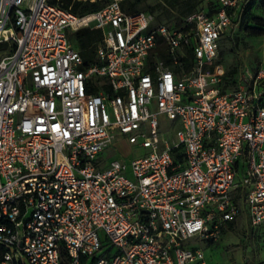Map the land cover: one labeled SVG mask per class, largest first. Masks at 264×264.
I'll list each match as a JSON object with an SVG mask.
<instances>
[{"label":"built area","instance_id":"built-area-1","mask_svg":"<svg viewBox=\"0 0 264 264\" xmlns=\"http://www.w3.org/2000/svg\"><path fill=\"white\" fill-rule=\"evenodd\" d=\"M249 2L172 24L122 0H0L1 264H209L201 241L264 225V64L218 62ZM84 27L102 32L88 64ZM118 134L148 152L104 162Z\"/></svg>","mask_w":264,"mask_h":264},{"label":"rangeland","instance_id":"rangeland-1","mask_svg":"<svg viewBox=\"0 0 264 264\" xmlns=\"http://www.w3.org/2000/svg\"><path fill=\"white\" fill-rule=\"evenodd\" d=\"M99 1L103 4L107 0ZM152 5H156L154 11L162 21L178 24L182 18L178 8L170 6L167 0H144L137 7L150 9L149 6ZM256 16L264 17V10L260 5L253 6L245 17L244 13L239 17L235 16L233 27L221 38L218 62L227 69L240 67L242 64L250 67L264 64V34L253 35L247 30V27L255 25ZM75 32L69 31L74 40ZM170 124L162 119V128L165 130H170V126H180L178 121ZM167 136L172 137V134ZM122 138V135L118 134L112 145L102 152L101 159L104 162L113 158L130 162L131 159L148 152V149L139 145L130 147L123 144ZM199 245L204 249L209 264H254L264 259V225L252 227L243 213L232 223L231 228H225L219 240L201 241ZM26 260L28 262L27 258Z\"/></svg>","mask_w":264,"mask_h":264},{"label":"trees","instance_id":"trees-1","mask_svg":"<svg viewBox=\"0 0 264 264\" xmlns=\"http://www.w3.org/2000/svg\"><path fill=\"white\" fill-rule=\"evenodd\" d=\"M144 0H122L123 8L128 11H136L141 10L137 6ZM52 2H56V0H52ZM168 4L172 7H177L181 17L188 15L192 11L196 10L199 6L202 4V0H167ZM101 2L99 0L96 1H84V0H60V4L65 8H70L75 13L83 14L90 11H95L102 7L104 5L100 4ZM211 5H216L211 4ZM260 7L264 10V0H259ZM213 6V7H214ZM150 9L153 12L156 9V5L149 6ZM253 7V2H249L247 6L245 7L243 13L244 17L246 14L249 13V11ZM243 17V18H244ZM181 18V19H182ZM242 18V21H243ZM159 19V16H158ZM180 19V21H181ZM160 20V19H159ZM179 21V23H180ZM247 30L249 33L253 35H262L264 34V17L256 16L255 17V25L247 27ZM76 39H72L74 42L75 47L80 50L81 54L84 57L85 63L88 64L89 62L94 60L95 53H96V47L98 45L99 40L102 38V32L101 30L97 28H91V27H84L81 29H78L75 32ZM7 47V44L0 43V50H3ZM238 67H233L228 70V75L232 76L236 71ZM6 248L0 245V264L1 259L3 257V254L6 252Z\"/></svg>","mask_w":264,"mask_h":264},{"label":"crops","instance_id":"crops-1","mask_svg":"<svg viewBox=\"0 0 264 264\" xmlns=\"http://www.w3.org/2000/svg\"><path fill=\"white\" fill-rule=\"evenodd\" d=\"M250 1L253 2V6H255V5L258 6V4H259V0H250ZM240 13H243V11ZM258 263H264V259H262V261H258L256 263H254V264H258Z\"/></svg>","mask_w":264,"mask_h":264}]
</instances>
